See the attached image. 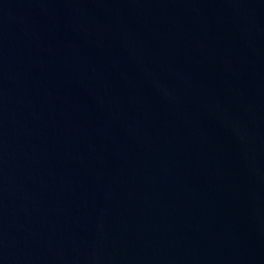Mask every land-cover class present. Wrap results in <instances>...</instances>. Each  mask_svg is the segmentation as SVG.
Wrapping results in <instances>:
<instances>
[{"label": "water", "instance_id": "water-1", "mask_svg": "<svg viewBox=\"0 0 264 264\" xmlns=\"http://www.w3.org/2000/svg\"><path fill=\"white\" fill-rule=\"evenodd\" d=\"M0 264H264V0H0Z\"/></svg>", "mask_w": 264, "mask_h": 264}]
</instances>
